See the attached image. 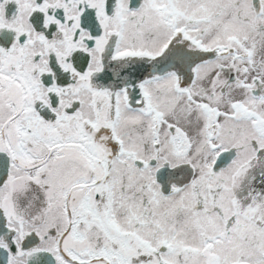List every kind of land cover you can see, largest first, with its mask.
<instances>
[{"label":"snow or ice","instance_id":"obj_1","mask_svg":"<svg viewBox=\"0 0 264 264\" xmlns=\"http://www.w3.org/2000/svg\"><path fill=\"white\" fill-rule=\"evenodd\" d=\"M0 264H264V0H0Z\"/></svg>","mask_w":264,"mask_h":264}]
</instances>
